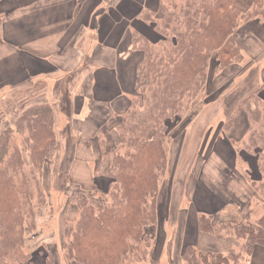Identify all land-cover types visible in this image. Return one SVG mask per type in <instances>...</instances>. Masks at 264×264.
I'll return each instance as SVG.
<instances>
[{
    "label": "rangeland",
    "instance_id": "obj_1",
    "mask_svg": "<svg viewBox=\"0 0 264 264\" xmlns=\"http://www.w3.org/2000/svg\"><path fill=\"white\" fill-rule=\"evenodd\" d=\"M248 2L253 6V0ZM172 4L173 0H166L159 14L144 10L141 18L146 17V13H153L151 19L156 20ZM235 4L241 8L245 2L235 1ZM121 5L116 6L119 9ZM252 20L241 22L240 29L233 36L242 48V58L240 51L235 52L229 61L232 64L226 65V60L219 63L215 52L203 91L196 99L187 102L183 114L172 115L166 121L168 159L155 197L157 223L147 228L146 241L125 264H187L182 254L192 231L194 215L206 208L204 204L202 208L196 206V197L198 201L211 205V214L216 216V229L227 221L254 224L264 213V187L258 169L263 158L249 147L251 122L243 105L248 97L264 90V45L260 51L256 49L255 41V36L261 37L257 32L262 28L252 27L249 23ZM145 23L151 31L152 25ZM136 35L144 34L135 31L132 37ZM162 38L164 36L160 32L153 30L148 39L157 42ZM153 50L155 53L161 51L162 46ZM259 59L263 63L260 68L256 66ZM84 75L83 68L75 69L69 74L55 75L49 82L40 78L29 81L21 89L4 86L0 90V132L7 127L15 128L25 107L43 102L54 104L56 122L60 123L55 129L56 145L41 170V192H34L30 197L31 213H26L23 219L21 251L32 256V262L28 264H45L46 261L51 264H79L69 257L68 251L73 229L81 215L76 198L84 194L88 203L96 208L113 198L110 195L114 179L110 170L113 157L110 150L114 147L116 152H125L119 144L118 125L125 116L128 118L131 110L130 113L142 109L140 98L133 108L131 105L120 106L122 112H112L109 117L106 116L105 104L103 110L95 106L86 128L88 142L80 144L86 152L80 151L77 157L74 150L78 146L79 135H71V130L64 125L74 118L67 108H73L78 82ZM53 87L56 96L48 101L46 89L49 88L50 93ZM76 120L80 121V118L76 117ZM95 122L104 127L98 129V133L92 127ZM68 136L74 137L70 139ZM12 137V143L20 148L24 166L29 170L32 162L24 142L25 136L15 133ZM220 233H225V230L221 229ZM242 245L243 241L234 248L235 251L238 252ZM257 247L264 249L263 246ZM258 254L260 259L262 255ZM245 256L242 254L236 264H252L248 258L244 260ZM259 259L257 257L254 264H259ZM14 263L10 260V264Z\"/></svg>",
    "mask_w": 264,
    "mask_h": 264
},
{
    "label": "trees",
    "instance_id": "obj_2",
    "mask_svg": "<svg viewBox=\"0 0 264 264\" xmlns=\"http://www.w3.org/2000/svg\"><path fill=\"white\" fill-rule=\"evenodd\" d=\"M3 0H0V3ZM236 0H173L172 6L156 20L153 13L141 19L150 23L164 38L151 42L144 35L132 37L133 48L144 52L139 64L135 101L141 108L128 113L118 125L119 144L125 152L110 150V170L114 173L110 202L96 208L84 194L77 196L81 215L71 235L69 257L79 264H125L147 239V228L157 223L156 194L166 170V121L183 114L187 102L203 91L213 54L219 63L232 64L242 48L233 38L241 22L264 20V0H253L243 10ZM159 21L161 23H159ZM240 29V28H239ZM141 34V33H140ZM156 46L162 50L155 53ZM251 122L249 147L262 156L258 169L264 187V98L258 93L244 101ZM149 125H152L150 128ZM56 114L50 103L25 107L15 128L0 132V264H28L24 254L22 229L24 216L31 213L30 197L41 192L40 174L46 158L56 145ZM15 133L24 135L32 166L26 170ZM28 171V173L26 172ZM216 216L198 214L199 229L219 239L234 237L243 241L239 251H203L187 245L182 254L187 264H236L264 247V213L256 223L227 221L216 229ZM225 233H220V230ZM139 254V253H138ZM45 264H51L46 261Z\"/></svg>",
    "mask_w": 264,
    "mask_h": 264
},
{
    "label": "crops",
    "instance_id": "obj_3",
    "mask_svg": "<svg viewBox=\"0 0 264 264\" xmlns=\"http://www.w3.org/2000/svg\"><path fill=\"white\" fill-rule=\"evenodd\" d=\"M165 1L116 0V5L122 4L118 9L113 0H3L0 3V90L4 86L21 89L29 81L40 78L49 82L55 75L83 68L85 77L78 82L73 108H67L74 118L64 125L71 130V135H79L74 150L78 157L80 151L86 152L80 144L88 142L86 128L95 106L103 110L105 104L109 117L112 112H122L120 106L132 105L138 89V66L144 59V52L133 48L132 35L138 31L150 37L154 29L150 31L151 27L141 19V14L144 10L159 14ZM236 1H244L241 8L246 10L251 0ZM249 23L255 29L262 28L257 32L261 37L255 36L256 49L261 51L264 22L257 18ZM262 59L256 62L258 68L263 65ZM48 92L49 88L46 89L49 101L56 96V91L53 87ZM261 92L264 98V90ZM59 126L57 121V129ZM92 127L95 133L104 128L96 122ZM195 202L197 207L202 208L203 204L206 207L198 214L213 213L211 205L198 201L197 197ZM192 225L186 244L197 249L226 253L242 242L234 237L219 239L202 232L198 215H194ZM258 253L262 255L260 259ZM257 257L259 264H263L264 249L256 247L250 262L254 264Z\"/></svg>",
    "mask_w": 264,
    "mask_h": 264
}]
</instances>
